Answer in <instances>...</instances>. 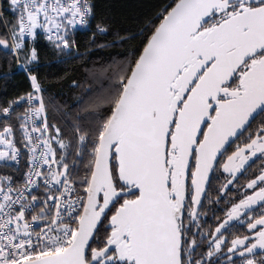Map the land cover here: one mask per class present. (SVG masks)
Segmentation results:
<instances>
[{
  "label": "snow or ice",
  "instance_id": "6c2138e0",
  "mask_svg": "<svg viewBox=\"0 0 264 264\" xmlns=\"http://www.w3.org/2000/svg\"><path fill=\"white\" fill-rule=\"evenodd\" d=\"M9 8L15 23L0 48L16 56L32 91L0 108V116L21 101L29 105L17 119L30 167L21 186L0 176V264H209L222 246L245 257L243 264H264L256 259V250H264V168L199 259L192 258L197 242L185 226L186 213L190 222L197 218L192 205L201 203L225 146L264 116V0H176L97 98L87 130L74 128L75 155L88 156L79 179L53 147L69 144L48 124L41 83L27 67L38 53L25 48V37L35 40L41 30L56 49L71 50L69 27L88 25L94 6L90 0H9ZM104 107L106 113L96 110ZM258 154L264 158V121L219 165L230 177L223 187ZM20 155L6 124L0 162L19 163ZM255 205L262 211L249 217V235L226 242L221 230Z\"/></svg>",
  "mask_w": 264,
  "mask_h": 264
},
{
  "label": "trees",
  "instance_id": "16d2710c",
  "mask_svg": "<svg viewBox=\"0 0 264 264\" xmlns=\"http://www.w3.org/2000/svg\"><path fill=\"white\" fill-rule=\"evenodd\" d=\"M94 6L93 20L85 32L73 37L74 45L69 54L58 52L47 43L39 40L36 44L38 61L32 67L43 89L46 114L49 126L60 129V139L69 147L57 149V157L65 154V162L74 165L73 174L77 179L86 174L85 165L88 156H76V133L80 126L87 130L92 119L91 111L115 83L121 69L126 68L142 50L146 38L151 35L176 0H90ZM97 24L108 28L106 34L97 33ZM96 33L95 40L92 39ZM5 37L0 26V38ZM104 44L106 47H97ZM75 82V83H74ZM30 92V83L26 76L15 70L10 54L0 52V108L20 96ZM51 102V103H50ZM97 111L107 112V108ZM22 109L13 110L8 117L0 116V128L11 124L17 147L22 152L20 143L18 116ZM55 135L54 131L52 132ZM26 171V160L21 159L18 168L12 162L0 163V176H10L20 182Z\"/></svg>",
  "mask_w": 264,
  "mask_h": 264
},
{
  "label": "flooded vegetation",
  "instance_id": "af4514ba",
  "mask_svg": "<svg viewBox=\"0 0 264 264\" xmlns=\"http://www.w3.org/2000/svg\"><path fill=\"white\" fill-rule=\"evenodd\" d=\"M262 121H264V116L259 115L256 117L248 131L236 138L220 156L205 197L197 211V218L190 222L187 213L185 214V226L191 229L188 239L195 238L197 242L192 254L193 259H199L203 253L207 252L209 242L214 236L218 235L215 233V228L226 219V213L232 205L238 203L244 195L251 194L253 191L247 189L246 184L249 180L258 176L261 169L264 168V158L260 157L259 154L257 157L250 159L244 169L237 173L236 179L228 185L227 189L223 186L230 177L228 173L223 172L222 167L219 165L226 161L227 156L231 155L238 145L242 146L245 143L250 133H254L261 126ZM192 208L195 209V205H192ZM261 211L260 207L255 205L252 210L245 215H241L238 220L229 221L228 225L221 230L226 242L230 244V241L237 236L249 235L248 219L250 216L260 215ZM229 256H231V260L228 259ZM256 259H264V250H256ZM244 260L245 257H241L238 253H228L227 248L222 246V250L211 258L209 264H243Z\"/></svg>",
  "mask_w": 264,
  "mask_h": 264
},
{
  "label": "built area",
  "instance_id": "2783aa9c",
  "mask_svg": "<svg viewBox=\"0 0 264 264\" xmlns=\"http://www.w3.org/2000/svg\"><path fill=\"white\" fill-rule=\"evenodd\" d=\"M93 20V16L89 18V23L88 25L86 26H77L76 28H71L69 27L68 29V32H67V37L73 41V37L78 34V33H82V32H85L87 30V28L89 27L90 25V22ZM15 23V14L10 10L9 8V0H0V26H1V30H2V33L3 35L6 37L8 35V32H9V28L11 27L12 24ZM39 40H42L44 41L45 43H47L51 48H53L54 50L58 51V52H64L66 54H69L72 50H68V49H56L48 40H47V34L43 33L41 30H38V36L35 40H33L32 38L30 37H25V48L26 49H30L32 47H35L36 48V44ZM11 42V41H10ZM8 53L10 54L11 58L14 60V64H15V70L17 71H20L22 72L26 78L28 79V76L27 74L21 70L19 67H18V61L16 59V56L13 55V53L8 49ZM19 56V63L23 64L25 63V55H24V52H20L18 54ZM36 62H33L32 64L30 65H27V67H29L31 70H32V67L33 65L35 64ZM33 74V73H32ZM29 81V79H28ZM30 83V81H29ZM30 91H32L31 89V85H30ZM10 104V103H9ZM8 104V106H9ZM7 106V107H8ZM29 105L23 101H21L20 104H14L12 106V110H11V114L13 112V110L15 109H22L23 110V113L28 109ZM22 113V114H23ZM10 114V115H11ZM9 115V116H10ZM20 122V121H19ZM40 121L37 120V124H39ZM24 156L25 160H26V171L24 172V174L22 175V179L20 182H16L13 178H12V182H13V186L16 187V186H21L23 185L24 183V179H25V175L27 174V172L29 171V167H30V163H29V153L26 149L23 148L22 146V152H21V155L19 157V163H16V162H12V164H14L16 166V168L19 167L20 165V162H21V159L22 157ZM69 170L72 171L74 170V165L73 164H69ZM6 177V176H4ZM42 189H34V192H40L42 193Z\"/></svg>",
  "mask_w": 264,
  "mask_h": 264
},
{
  "label": "water",
  "instance_id": "95a60500",
  "mask_svg": "<svg viewBox=\"0 0 264 264\" xmlns=\"http://www.w3.org/2000/svg\"><path fill=\"white\" fill-rule=\"evenodd\" d=\"M174 6V5H173ZM0 52H2V53H4V54H7L8 53V49H3V48H0ZM259 115H257L256 117H258ZM235 137L234 138H232L230 141H229V143L225 146V148L227 149L234 141H235ZM223 151V150H222ZM224 152V151H223ZM220 158V156L218 157V159ZM214 169H215V167H214ZM214 171V170H213ZM213 174V173H212ZM212 174H211V176H212ZM208 187H209V185L208 186H206V191H207V189H208ZM206 191L202 194V196H201V203H202V201H203V199H204V197H205V194H206ZM201 203L199 204V205H195V211L197 212L198 211V209H199V206L201 205Z\"/></svg>",
  "mask_w": 264,
  "mask_h": 264
},
{
  "label": "rangeland",
  "instance_id": "374dc122",
  "mask_svg": "<svg viewBox=\"0 0 264 264\" xmlns=\"http://www.w3.org/2000/svg\"><path fill=\"white\" fill-rule=\"evenodd\" d=\"M12 161H9L8 163L10 164ZM0 163H4V162H0Z\"/></svg>",
  "mask_w": 264,
  "mask_h": 264
}]
</instances>
